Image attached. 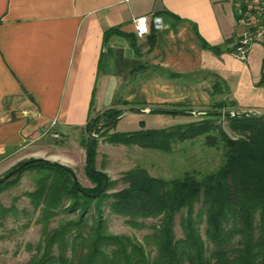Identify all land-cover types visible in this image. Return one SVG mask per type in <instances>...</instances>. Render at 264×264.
<instances>
[{
  "label": "crops",
  "instance_id": "obj_1",
  "mask_svg": "<svg viewBox=\"0 0 264 264\" xmlns=\"http://www.w3.org/2000/svg\"><path fill=\"white\" fill-rule=\"evenodd\" d=\"M143 15L163 26L138 38ZM0 19V162L28 157L45 126L83 131L91 111L129 108L119 100L144 110L225 101L264 114V48L234 55L243 32L234 0H0ZM170 114L134 111L119 122L128 121L123 131L149 118L159 128L188 122Z\"/></svg>",
  "mask_w": 264,
  "mask_h": 264
},
{
  "label": "trees",
  "instance_id": "obj_2",
  "mask_svg": "<svg viewBox=\"0 0 264 264\" xmlns=\"http://www.w3.org/2000/svg\"><path fill=\"white\" fill-rule=\"evenodd\" d=\"M112 32L107 31L106 37ZM154 41L152 35L151 46ZM214 89L221 90L217 84ZM116 104L135 107L123 100ZM226 108L227 103L220 101L205 112L230 111ZM126 110L113 106L91 111L83 127L85 144L88 146L97 132L112 144L170 152L176 143L203 138L206 145L223 151V161L201 177L186 173L173 179L152 176L146 169L135 167L124 175L126 187L110 192L115 181L108 177L105 191L96 197L92 194L101 190L106 179L87 166L92 187L81 182L77 185L72 168L61 163L43 158L20 162L0 179V194L17 184L24 173L34 174L36 187L25 195L35 211H40L36 222L43 230L37 253L27 264H264V114L200 115L161 128H148L142 120L139 129L116 131L118 119ZM222 119L237 136H230L218 123ZM97 141L90 157L93 167ZM105 208L126 217L134 228L148 227L154 232L144 242L114 234L104 217ZM7 211L0 205V218ZM180 213L184 234L177 238L174 227ZM60 214L67 217L51 227ZM146 219L158 222L147 225ZM151 245L156 249L154 256L148 250Z\"/></svg>",
  "mask_w": 264,
  "mask_h": 264
},
{
  "label": "rangeland",
  "instance_id": "obj_3",
  "mask_svg": "<svg viewBox=\"0 0 264 264\" xmlns=\"http://www.w3.org/2000/svg\"><path fill=\"white\" fill-rule=\"evenodd\" d=\"M193 111L205 112L208 109H196ZM170 118L191 121L195 119L191 115L177 114L169 115ZM127 122H118L116 131L130 128ZM220 123L227 133L235 137L236 133L230 128L225 119ZM159 121L147 120L148 127L161 126ZM111 133L114 130L110 131ZM96 135V168L105 172L108 177L115 181L110 192L123 189L127 186L124 175L135 167L146 169L152 176L167 179L179 178L186 173H193L201 177L203 174L216 169L223 161V151L219 148L210 147L205 144L203 138L192 141L179 142L173 145L170 152L157 149L142 148L139 146H126L123 144H112L107 142L99 134ZM87 134L83 131H62L53 125L45 126L42 133L35 142L30 144L29 156L14 157L3 163L0 162V179L4 178L20 162L32 158L43 157L54 162L63 163L74 171L79 182L87 187L94 184L87 177L86 150ZM81 149V159L76 163L77 150ZM36 187L34 174L26 172L21 180L0 194V205L8 208L6 215L0 218V264H27L37 253L38 245L42 238L43 226L36 221L40 211H35L26 192ZM181 216L178 214L175 220V233L177 238L183 237ZM67 217L60 214L51 222V227L57 226ZM105 219L109 230L114 234H125L144 242V238L154 232L151 228L138 229L128 224L127 218L114 214L109 208H105ZM147 225L158 222L156 219L143 220ZM205 225L202 227L204 235ZM152 256L156 254L155 246H148Z\"/></svg>",
  "mask_w": 264,
  "mask_h": 264
},
{
  "label": "built area",
  "instance_id": "obj_4",
  "mask_svg": "<svg viewBox=\"0 0 264 264\" xmlns=\"http://www.w3.org/2000/svg\"><path fill=\"white\" fill-rule=\"evenodd\" d=\"M234 7L237 23L243 27L234 55L245 61L254 44L258 43L264 48V0H234ZM152 23L156 28L163 26V20L159 16L136 17L134 20L136 36L146 37L150 33Z\"/></svg>",
  "mask_w": 264,
  "mask_h": 264
},
{
  "label": "water",
  "instance_id": "obj_5",
  "mask_svg": "<svg viewBox=\"0 0 264 264\" xmlns=\"http://www.w3.org/2000/svg\"><path fill=\"white\" fill-rule=\"evenodd\" d=\"M134 111H137V112L151 111V112H153L152 109L151 110H144V109L139 108V107H132V108H128L126 110V112L122 115V117L126 113H130V112H134ZM162 112H165V113H176V114H183V115H193V116L214 115V116H223V117H228V116H230V117H232V116H234V117L247 116V115L253 113V111H244V112H238V111L199 112V111H188V110H162ZM259 114H261V113H259ZM122 117H120L118 119V121ZM95 140H96V135L92 134V138L90 139L89 145H88L87 150H86V166L88 168H90V170L93 171V172H96V173H99V174H103L105 176V179H106L105 184L101 188V190L97 194H92V196L96 197L101 192L105 191L106 185H107V182H108V175L105 174V172H103L102 170L91 166L90 157H91L92 150H93V147H94V144H95ZM75 182H76L77 185L79 184V180H78L76 175H75ZM87 195H90V194H87Z\"/></svg>",
  "mask_w": 264,
  "mask_h": 264
}]
</instances>
